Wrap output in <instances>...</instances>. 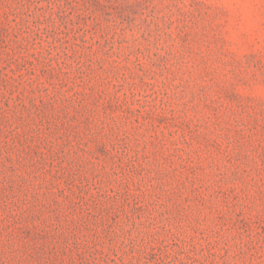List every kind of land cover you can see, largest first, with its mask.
Returning a JSON list of instances; mask_svg holds the SVG:
<instances>
[{"label": "rangeland", "instance_id": "1", "mask_svg": "<svg viewBox=\"0 0 264 264\" xmlns=\"http://www.w3.org/2000/svg\"><path fill=\"white\" fill-rule=\"evenodd\" d=\"M0 264H264V0H0Z\"/></svg>", "mask_w": 264, "mask_h": 264}]
</instances>
